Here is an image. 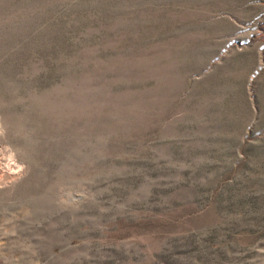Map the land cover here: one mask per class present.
<instances>
[{
	"label": "rangeland",
	"instance_id": "374dc122",
	"mask_svg": "<svg viewBox=\"0 0 264 264\" xmlns=\"http://www.w3.org/2000/svg\"><path fill=\"white\" fill-rule=\"evenodd\" d=\"M0 264H264V0H0Z\"/></svg>",
	"mask_w": 264,
	"mask_h": 264
}]
</instances>
